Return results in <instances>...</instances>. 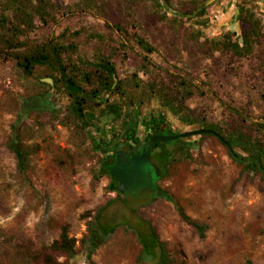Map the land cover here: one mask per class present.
I'll return each instance as SVG.
<instances>
[{
  "label": "rangeland",
  "instance_id": "374dc122",
  "mask_svg": "<svg viewBox=\"0 0 264 264\" xmlns=\"http://www.w3.org/2000/svg\"><path fill=\"white\" fill-rule=\"evenodd\" d=\"M51 1L60 8L56 21L36 22L31 37L42 40L65 29L80 30L73 38L77 54L87 60L103 54L115 66L123 95L114 93L110 98L121 105V114L128 116L132 105L139 102L138 134L146 126L144 117L158 113L172 131L199 127L200 122L180 121L153 91L156 85L174 94L180 80L193 85V93L184 99L185 112L204 124L216 125L224 134L247 131L264 119V12L259 9L260 1L240 3L252 10L261 26L252 53L243 57L214 43L224 34H234V38L241 32L236 0H208L200 15L194 7L204 0H168L176 16L172 11L163 14L159 3L164 0H99L102 15L70 12L68 6L78 0ZM235 12L237 22L231 24L229 17ZM114 22L130 36L111 29ZM134 33L155 49L148 54L145 67H141L144 52L135 44ZM95 34L102 40L92 37ZM44 78L49 77L41 68L26 75L13 60L0 56V264H42V254L48 252L61 227L74 238L75 264H137L141 246L126 225L136 217L152 223L170 264H247L248 260L264 264V174L247 169L246 161L232 159L217 137L190 135L180 141L183 145L194 142L193 147L186 156H172L159 181L168 197L157 196L131 209L111 189L109 178L99 173L102 155L96 145L102 135L110 138L122 118L105 125L102 134L93 126L81 131L67 114L69 98ZM92 88L84 84L85 90ZM43 93L48 106L23 108L24 101ZM104 117L99 121H107ZM13 128L37 148L25 176L17 172L6 146ZM145 163L143 158L135 162L136 178L141 182L146 181ZM118 172L126 181L127 172ZM176 205L205 224L202 237L179 216ZM96 218L114 227L110 233L96 230L95 240L85 245L88 225ZM50 259L53 264H65L63 256Z\"/></svg>",
  "mask_w": 264,
  "mask_h": 264
},
{
  "label": "trees",
  "instance_id": "16d2710c",
  "mask_svg": "<svg viewBox=\"0 0 264 264\" xmlns=\"http://www.w3.org/2000/svg\"><path fill=\"white\" fill-rule=\"evenodd\" d=\"M0 5V56L3 59L13 60L26 75L32 74L36 68H41L44 74L51 78L53 86L60 88L69 98L67 114L71 120L78 123L81 131L87 132L93 126L102 134L95 122V119L102 114L114 115L122 120L131 117L137 118L139 102L132 105V113L126 116L121 114V105L110 98L114 93L123 95L121 82L116 80L115 66L110 58L98 54L93 60H87L77 54V44L74 43L73 38L81 34L80 30L65 29L42 40H35L31 37L30 33L36 22L46 25L56 21L60 9L57 2L52 3L51 0H3ZM159 6L163 9V14L172 11L176 16L177 10L169 5L168 0L159 3ZM203 7L202 4L194 7L196 15L202 13ZM68 9L72 13H95L98 11V14L102 15L99 10L103 9V6L99 0H78L68 6ZM238 9L241 32L234 38V34H224L214 43L219 44L220 48L231 52L236 57H243L252 53L254 43L261 33V26L250 8L240 5ZM110 28L123 37L130 36L126 28L117 22L112 23ZM133 35L135 44L144 52L141 67H145L149 63L148 54H151L155 49L140 34L134 33ZM92 37L102 40L96 34ZM84 84H91L93 88L85 90ZM192 86V84L180 80L178 90L174 94L166 91L164 87L156 85L153 86V91L161 105L171 111L180 121L186 124L200 122L198 128L216 130L226 140V144L222 143L226 146L228 155L232 159L239 162L246 161L247 169L260 171L264 174V119L254 122L252 128L247 131L236 129L224 134L216 125L204 124L192 114L185 112L184 99L193 93ZM83 93L92 95L93 99L85 98ZM159 119H164L162 114H150L148 117H144L143 122L148 128ZM179 132L181 131H173V134ZM114 133H112V138L116 137V133ZM208 135L213 136L209 133L200 134V136ZM183 138L178 137L176 140L180 141ZM93 139L92 137V144L96 143V140ZM110 141L111 138H105L102 135L97 149H101L102 145H107ZM190 145L193 147L194 142L182 145L180 150H173V156L175 154L186 156ZM6 146L14 156L17 172L23 176L27 175L30 156L37 150L36 145L27 144L20 137L19 129L13 128ZM152 158L163 173L171 161V157L166 155L162 149L156 151ZM109 168L112 166L103 162L99 164V173L103 175ZM110 187L114 189V181H110ZM176 209L179 216L193 226L202 237L205 224L191 219L179 205H176ZM126 225L133 230L141 246L137 264L140 262L143 264L148 262H150L149 264H170L171 260L164 242L159 238L149 220L136 217L132 221L129 220ZM113 227L100 224L97 218L91 221L88 225L89 235L85 245L90 243V239L95 240L96 230L102 234L110 233ZM47 248L48 252H44L41 256L43 257L42 264H53L51 259L49 260V257L53 258V255L63 256L65 264L72 262L75 264L74 238L69 236L66 227H61L58 237ZM86 258L89 261V253H86ZM88 263L90 264V262ZM247 264H252V262L248 260Z\"/></svg>",
  "mask_w": 264,
  "mask_h": 264
},
{
  "label": "flooded vegetation",
  "instance_id": "af4514ba",
  "mask_svg": "<svg viewBox=\"0 0 264 264\" xmlns=\"http://www.w3.org/2000/svg\"><path fill=\"white\" fill-rule=\"evenodd\" d=\"M208 0H204L202 3H207ZM213 1V0H209ZM217 1V0H214ZM232 1V0H229ZM235 1V0H234ZM260 3L264 0H258ZM237 3V9L235 10L238 12V6H240V3L242 0H236ZM236 3V4H237ZM260 11L264 12L263 7H259ZM234 13L233 17H229L232 23L237 22V13ZM225 17L226 14H225ZM44 97V99H40V97ZM40 99V104L43 106H48L49 99L47 94H36L32 96L30 99ZM35 103V102H33ZM104 116H107V114L100 115L97 119H95L96 124L98 125V128L103 133L106 132L105 125L109 126L108 124L113 123L114 121H118L119 118L113 116H108L107 121L100 122L99 119L103 118ZM136 120L131 117L130 119H123L119 121V127L114 132L116 133V137L112 138V134L110 135L111 141L107 145H102L100 151L102 155L101 163L105 162L112 166V168L106 169L107 173H104V176L108 177L110 181H114V187L119 186L122 184L123 189L117 190L114 187V190L119 192L123 196V200L125 202V195L129 194L134 197H144L151 194V190H154L156 188H159L163 191V193L166 194L165 188L162 187L159 183V181L163 177V172L161 168L157 165V163L153 160L152 156L156 151L164 150L165 154L169 157L173 156V150H180L181 146L183 145L181 141H177L175 139L170 140H156L155 137L158 135H170L173 134V131L169 128L166 121L164 119H159L154 122L153 125L150 127L142 128L143 132L141 134L137 133L136 129ZM104 122V123H103ZM123 131V134L117 139L120 132ZM114 133V134H115ZM117 139V140H116ZM116 140V142H114ZM100 142L96 143L97 147ZM138 158H143L146 163L143 166V170L145 165L149 163H154L158 169L159 174L156 179H154V182L152 181V177L150 173L146 172L144 170V173L146 175V181L141 182V179L136 178L137 171L139 170L137 166L135 165L136 160ZM170 163V162H169ZM168 163V165H169ZM126 171L128 178L125 179L121 178V175L118 171ZM156 196H153L151 200H153ZM150 200V201H151ZM94 237V234H93Z\"/></svg>",
  "mask_w": 264,
  "mask_h": 264
},
{
  "label": "water",
  "instance_id": "95a60500",
  "mask_svg": "<svg viewBox=\"0 0 264 264\" xmlns=\"http://www.w3.org/2000/svg\"><path fill=\"white\" fill-rule=\"evenodd\" d=\"M45 81L47 82H51L50 78H44ZM85 98L91 99L93 96L88 94V93H83ZM40 99H44V97H40ZM40 99L39 98H35V99H30L27 101H24L22 103V106L24 109H28V108H38V107H45L43 105L40 104ZM35 102V103H33ZM113 116V115H112ZM104 120H107V117H104ZM125 129H123L119 136L117 137V139L123 134V131ZM201 133H209L212 134L213 136L217 137L221 142H223L224 144H226V140L223 138V136H221L216 130L210 129V128H197V129H192V130H187L184 132H180L177 134H170V135H158L155 137L156 140H170V139H175L178 137H187L190 135H195V134H201ZM116 139V140H117ZM116 140L114 142H116ZM144 170L148 173H150L151 177H152V181L154 182V179H156L158 177L159 174V169L158 167L154 164V163H149L147 165H145ZM117 190H122L123 186L122 184H120L117 187H114ZM153 196H163V197H168L167 194L163 193V191L159 188H156L154 190H151V194L144 196V197H134L131 196L129 194L125 195V202L126 204L131 208L136 210L137 208H139L141 205L145 204L146 202H149L151 200V198Z\"/></svg>",
  "mask_w": 264,
  "mask_h": 264
},
{
  "label": "crops",
  "instance_id": "0c3cea01",
  "mask_svg": "<svg viewBox=\"0 0 264 264\" xmlns=\"http://www.w3.org/2000/svg\"><path fill=\"white\" fill-rule=\"evenodd\" d=\"M260 6L264 8V1L260 3Z\"/></svg>",
  "mask_w": 264,
  "mask_h": 264
}]
</instances>
